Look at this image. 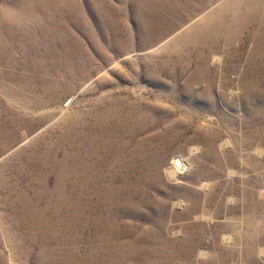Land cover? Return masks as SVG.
Segmentation results:
<instances>
[{
  "label": "rangeland",
  "instance_id": "374dc122",
  "mask_svg": "<svg viewBox=\"0 0 264 264\" xmlns=\"http://www.w3.org/2000/svg\"><path fill=\"white\" fill-rule=\"evenodd\" d=\"M0 31V264H264V0H0Z\"/></svg>",
  "mask_w": 264,
  "mask_h": 264
},
{
  "label": "bare ground",
  "instance_id": "6f19581e",
  "mask_svg": "<svg viewBox=\"0 0 264 264\" xmlns=\"http://www.w3.org/2000/svg\"><path fill=\"white\" fill-rule=\"evenodd\" d=\"M54 1V0H53ZM35 3V2H34ZM54 3V2H53ZM27 11V10H26ZM27 14V13H26ZM9 31V30H8ZM12 31V30H11ZM1 32V31H0ZM3 33V32H2ZM11 35V34H10ZM8 36V35H7ZM3 47V46H2ZM1 48V47H0ZM2 51V50H1ZM4 52V51H3ZM1 54V53H0ZM3 55V54H2ZM5 55V54H4Z\"/></svg>",
  "mask_w": 264,
  "mask_h": 264
}]
</instances>
